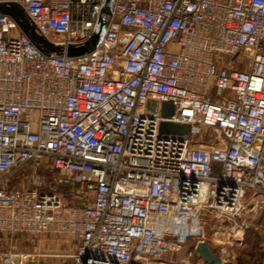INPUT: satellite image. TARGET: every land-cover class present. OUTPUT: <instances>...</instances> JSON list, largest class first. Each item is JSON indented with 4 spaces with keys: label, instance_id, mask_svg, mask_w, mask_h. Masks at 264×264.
Masks as SVG:
<instances>
[{
    "label": "built area",
    "instance_id": "built-area-1",
    "mask_svg": "<svg viewBox=\"0 0 264 264\" xmlns=\"http://www.w3.org/2000/svg\"><path fill=\"white\" fill-rule=\"evenodd\" d=\"M0 3L62 47L45 54L0 13V235H27L0 264H166L208 229L242 228L246 192L264 191V0H114L78 56L104 0Z\"/></svg>",
    "mask_w": 264,
    "mask_h": 264
},
{
    "label": "rangeland",
    "instance_id": "rangeland-1",
    "mask_svg": "<svg viewBox=\"0 0 264 264\" xmlns=\"http://www.w3.org/2000/svg\"><path fill=\"white\" fill-rule=\"evenodd\" d=\"M243 67V66H239ZM161 109V106H160ZM29 171L27 169L20 171L16 174L14 181L11 186H20L27 184ZM45 180L51 183L55 182L53 188L65 195V197L70 200L69 184L60 182L65 178L64 174L57 171H46L41 172ZM74 201V199H73ZM239 222L238 219H235ZM244 221L251 223L252 225H243L242 228L236 229L231 226V222H226L221 227L220 231L213 229H208L205 233V241L208 247L214 251L221 259L222 264H264V228L259 224L260 220L257 215L251 217H244ZM234 231V232H233ZM235 233V235H234ZM3 245H0L1 249L10 248L16 240L19 242L25 240L27 235L16 234L13 238L0 235ZM33 241L37 238H30ZM192 245V241L188 242L181 251L170 254L166 261V264H211L200 258L197 253L188 257L186 254L187 249ZM24 248H29L31 246L22 245ZM40 264H54L51 259H46Z\"/></svg>",
    "mask_w": 264,
    "mask_h": 264
},
{
    "label": "water",
    "instance_id": "water-1",
    "mask_svg": "<svg viewBox=\"0 0 264 264\" xmlns=\"http://www.w3.org/2000/svg\"><path fill=\"white\" fill-rule=\"evenodd\" d=\"M114 0H104L102 13L98 25L91 37V39L84 45L74 48L69 47L66 51L67 56H78L84 53H88L95 49L99 40L101 39L108 15L111 11V7ZM0 13H5L12 16L17 22L20 30L26 35L30 41L42 52L49 55L51 53L60 54L62 52V47L60 45L54 44L47 38L38 34L34 27L29 22L26 17L23 8L17 3H0ZM173 112V105L171 102H163L161 104V115L169 116ZM160 135L164 137H176V138H185L189 133V125L186 123H175L169 121H162L160 123ZM195 252L197 255L202 258L204 261L211 264H222L221 259L218 255L214 253L212 249L208 247V244L205 240L199 241L195 246Z\"/></svg>",
    "mask_w": 264,
    "mask_h": 264
},
{
    "label": "crops",
    "instance_id": "crops-1",
    "mask_svg": "<svg viewBox=\"0 0 264 264\" xmlns=\"http://www.w3.org/2000/svg\"><path fill=\"white\" fill-rule=\"evenodd\" d=\"M244 203L246 210L237 218L239 222L250 226L252 224L244 221V217H251L256 214L260 220L259 224L264 228V191L248 190L244 197Z\"/></svg>",
    "mask_w": 264,
    "mask_h": 264
}]
</instances>
